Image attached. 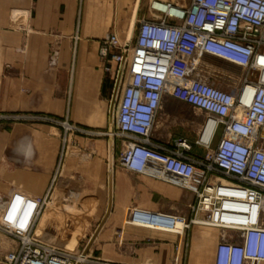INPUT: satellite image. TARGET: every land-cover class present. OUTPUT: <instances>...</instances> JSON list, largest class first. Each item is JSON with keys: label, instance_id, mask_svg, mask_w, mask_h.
I'll use <instances>...</instances> for the list:
<instances>
[{"label": "built area", "instance_id": "built-area-1", "mask_svg": "<svg viewBox=\"0 0 264 264\" xmlns=\"http://www.w3.org/2000/svg\"><path fill=\"white\" fill-rule=\"evenodd\" d=\"M157 2L129 45L110 35L100 46L102 61L111 56L117 72L126 55L109 136L123 170L189 190L195 204L191 219L132 208L125 223L177 235L174 264L186 256V236L195 226L219 232L214 264H264V0H189L186 8L160 2L169 11ZM168 91L203 115L196 142L207 151L203 157L191 156L183 138L167 147L153 141ZM55 181L33 203L26 225L0 222V232L17 242L0 264H75L69 253L34 237Z\"/></svg>", "mask_w": 264, "mask_h": 264}, {"label": "crops", "instance_id": "crops-1", "mask_svg": "<svg viewBox=\"0 0 264 264\" xmlns=\"http://www.w3.org/2000/svg\"><path fill=\"white\" fill-rule=\"evenodd\" d=\"M151 17L143 0H0V222L27 224L33 203L50 192L62 148L57 131L10 124L8 117L71 115L85 128V117L107 112L109 132L118 72L111 56L100 59V46L110 35L127 41L133 25L135 32L139 20ZM72 68L79 70L75 77ZM82 143L77 148L86 152ZM98 143L91 159H65L36 238L84 258L80 264H174L177 235L125 223L132 208L160 210L152 203L154 179L123 169H114L111 213L89 246L109 198V164ZM204 153L197 149L196 157ZM67 195L77 196L75 206L65 201ZM74 213L81 217L75 223ZM186 239L189 249L178 264L215 263L216 246L203 254L194 227ZM16 249L17 242L0 232V256Z\"/></svg>", "mask_w": 264, "mask_h": 264}, {"label": "rangeland", "instance_id": "rangeland-1", "mask_svg": "<svg viewBox=\"0 0 264 264\" xmlns=\"http://www.w3.org/2000/svg\"><path fill=\"white\" fill-rule=\"evenodd\" d=\"M154 1L167 2L170 4H179L182 7L186 8L189 0H143V10H146L148 8V5L150 7V4ZM134 38H135V32L133 33L131 41H134ZM123 42H126V40ZM54 55L55 54H53V56L50 58V65L52 59H55V61L57 59L56 57H54ZM213 63L215 62L212 60H207L208 65H211ZM51 67L53 66L51 65ZM78 71H79L78 69L72 68V75L68 73V76L71 75L70 77L72 76L75 77ZM223 82H222V86L224 88H228L229 86H232L231 84L227 83V81L226 82L223 81ZM118 98L115 107H117ZM8 119L10 121V124H23L29 127L41 124L47 126L49 129L57 131V136L62 144V148L60 150L61 152L59 156V164H58L59 166H58L56 181L54 182L53 189L57 184V178L60 175V171L64 166L65 159L73 157L85 161V159L87 158L89 159L93 158L94 156H96L97 153L92 148V145L94 143L99 145L98 141H101L103 144L102 156L105 158L106 161L108 159V164H109L108 153H109L110 133L108 132L107 112L104 115H95L89 118L85 117V128L78 124V121H80L79 118L71 115H66L62 118L12 115L9 116ZM203 120L204 117L202 114L194 111L191 107L185 104L179 103L168 91L167 94L164 96V101L161 110L158 113L156 126L153 132L152 139L158 145L167 147L169 146V144H173L174 141L183 138L188 140L192 145L191 156H196L197 149H202L206 153L207 151L205 149L196 145L199 131L203 124ZM65 124H69V126H71V129L69 131H67ZM113 131H114V118H113ZM79 141L83 142L82 145L84 148H87L86 152L85 149L77 148L78 146L77 142ZM117 145L118 144L114 141V147H113L114 169L122 170L123 168L118 163L120 158V149L118 148ZM150 181L154 185L152 203L155 207L158 208V210L179 214L189 219L192 218V207L195 204V195L193 192L189 190L181 189L179 187L162 182L160 180L154 179ZM73 182L74 183L77 182L76 178H74ZM74 195L73 196L67 195L65 199V201L67 200V202L72 206H75L77 204V196ZM51 198L52 196H50L49 198L50 201ZM43 216H44V212L41 214L39 221L43 218ZM78 216L79 215L77 213L73 214L74 223L77 221L76 219L78 218ZM263 225H264V218H263ZM194 230L199 232V239L202 240L203 254L204 252L206 253L207 251H209V249L212 248V246L215 247L219 241L218 240L219 232L215 229L195 226ZM34 237L36 238L35 232H34ZM50 247L56 249L60 248V246L58 245L50 246ZM69 254L73 256L71 253ZM83 259L84 258H77L75 259L76 262L74 263L75 264L81 263ZM202 264H205V260L202 261Z\"/></svg>", "mask_w": 264, "mask_h": 264}, {"label": "water", "instance_id": "water-1", "mask_svg": "<svg viewBox=\"0 0 264 264\" xmlns=\"http://www.w3.org/2000/svg\"><path fill=\"white\" fill-rule=\"evenodd\" d=\"M133 33H134V25L131 28L129 37L126 41L127 45L130 44ZM125 59H126V55H124V62L121 64L120 69L118 71V76L116 79L115 89H114V93H113V98H112V103H111V108H110V118H109V133L110 134L113 132V113H114L115 104H116V101H117V98H118V95L120 92V88H121L122 76H123V72H124V68H125ZM113 147H114V140H113V137L110 136V138H109V180H108L109 198H108V208H107V213L105 215V218L103 219L102 223L100 224V226H99L98 230L96 231V233L94 234V236L91 238L89 246L93 242V239L96 237V235L99 232V230L101 229V227L104 225V223L107 220L108 216L110 215L111 209H112V204H113V174H114V163H113L114 148ZM84 255H85V251H84L83 256ZM77 264H80V263H77Z\"/></svg>", "mask_w": 264, "mask_h": 264}, {"label": "bare ground", "instance_id": "bare-ground-1", "mask_svg": "<svg viewBox=\"0 0 264 264\" xmlns=\"http://www.w3.org/2000/svg\"><path fill=\"white\" fill-rule=\"evenodd\" d=\"M155 7L157 9H160V10H163V11H169L170 8L167 6V4H164V3H159L157 2V4L155 5ZM121 90V88H120ZM115 111H116V107H115V110H114V113H113V118L115 116ZM65 127L67 129V131H69L71 129V127L67 124H65ZM209 135H210V129H207L204 133V139L207 140L209 138Z\"/></svg>", "mask_w": 264, "mask_h": 264}]
</instances>
